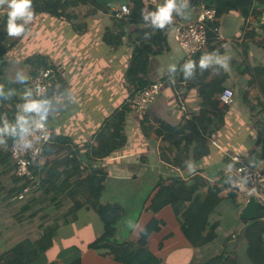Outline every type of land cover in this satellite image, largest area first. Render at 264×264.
<instances>
[{
	"label": "crops",
	"instance_id": "obj_1",
	"mask_svg": "<svg viewBox=\"0 0 264 264\" xmlns=\"http://www.w3.org/2000/svg\"><path fill=\"white\" fill-rule=\"evenodd\" d=\"M97 2L104 8L94 11L96 4H81L75 8L83 24L80 30L63 17L36 13L27 25V31L20 37H12L15 44L0 62V75L15 84L17 70L28 75L30 66L25 62L28 56L43 55L56 66L61 86L55 88L51 97L53 104L47 122L54 134L66 135L79 146L90 142L104 120L120 109L131 95L125 71L132 56V42L139 35V27L146 23L126 25V36L115 47L106 41L108 31L120 30L118 19L113 16L114 10L132 0ZM141 2L145 11L154 9L160 0L155 4H148L146 0ZM200 7L189 2V9L184 10L188 11L187 16L174 15L172 23L166 25L168 49L150 59L149 80L163 84L161 93L148 110L153 120L179 124L184 118L200 114L203 87L178 82L167 73L168 63L175 62L178 66L185 58L174 38L175 26L195 21ZM255 8L258 13L249 17H245L240 9L221 15L220 34L207 50L227 54L230 59L227 70L218 65L210 66L207 76H203L204 81L223 80L222 88L233 89L235 96L226 108L222 103L219 105V109L225 108L223 122L208 138V154L198 162L191 161L194 172H189L187 166L174 167L164 162L160 157L163 144L160 136L146 135L142 119L133 112L126 121L123 145L93 164L105 174L101 202L119 203L124 207L123 223L117 234L120 240H136L151 220L162 221V228L148 239L150 251L162 259V264L204 262L207 259L204 250L217 240L226 213L234 217L235 226L230 230L229 239L215 254L226 251L229 257L238 260L237 264H253L242 236L245 221L239 220L243 200L251 194V189L247 186L250 192L246 197L236 185V179L221 192L222 201L212 216L216 237L202 247H194L186 239L171 204L154 213L149 210V205L160 184L173 173L185 179L198 174L214 183L221 176L234 175L240 163L247 164L252 171L264 169V4L255 5ZM252 30L255 31L253 37L245 36ZM165 76L167 79L163 81ZM177 103L182 107H177ZM3 107L6 109L4 104ZM235 156L239 161L233 158ZM234 187H237V197L228 195ZM206 196L207 187H204L202 197ZM103 231L104 222L98 212L84 206L75 220L55 232L52 244L30 264H117L106 254V249L90 247Z\"/></svg>",
	"mask_w": 264,
	"mask_h": 264
},
{
	"label": "trees",
	"instance_id": "obj_2",
	"mask_svg": "<svg viewBox=\"0 0 264 264\" xmlns=\"http://www.w3.org/2000/svg\"><path fill=\"white\" fill-rule=\"evenodd\" d=\"M189 2L193 5L214 7L218 19L233 9H240L245 17L256 15L258 11L255 5L264 4V0ZM131 3L128 17L117 20L120 30L113 33L108 31L106 34V41L115 47L123 42L126 25L144 21V5L141 0H132ZM81 4H96L94 11L104 8L97 0H32L34 15L44 12L63 17L77 30H80L83 24L75 8ZM4 22V13L0 11V62L15 44L14 39L4 31ZM219 24V20L209 22L207 47L190 59L195 61L210 49L211 41L218 35L214 28ZM166 31L167 26L158 29L145 23L139 27V35L132 42V56L125 71V78L131 89L130 96L153 83L148 78V66L152 56L168 49ZM254 35V30L245 33V36L250 38ZM185 60L187 59L184 58L180 64ZM25 62L30 66L29 77L41 67L56 69L55 65L40 54L28 56ZM180 64L176 72L169 75L174 76L178 82L186 81L203 87L200 114L184 118L179 124H170L161 119L153 120L148 112L141 119L146 135L160 136L163 143L160 147L161 159L174 167L185 168L188 161L198 162L210 151L208 138L223 122V112L227 104L222 103L218 96L225 88H222L223 80L203 79L210 67L203 71L197 70L190 79H185L180 71ZM166 79L167 76L162 80ZM60 80L61 77L56 73L53 87L46 94L50 99L55 88L61 86ZM0 85L6 93L0 97V115L12 119L20 93L24 88L30 87L29 79L24 84H15L0 75ZM9 90H12L11 95L8 94ZM221 103L225 108H218ZM52 104L53 101L51 107ZM130 112V107L124 102L120 109L104 120L92 140L82 146L66 135L52 132L50 142L44 146L43 153L31 166L32 177H21L15 173L9 154L13 138L5 137L4 141H0V264H30L36 261L52 244L55 232L75 220L78 211L84 206L95 209L104 222L102 235L94 240L90 247L106 249V254L117 264H162V259L148 247L150 235L162 228V221L151 220L136 240H120L117 234L123 223L124 207L119 203L101 202L105 174L93 165L118 150L126 141L125 126ZM235 179L234 175L226 174L212 183L198 174L185 179L178 173H173L160 184L149 210L154 213L171 204L186 239L194 247H202L216 237V225L211 221L212 215L222 201L221 192L229 188ZM204 187H207L205 198L202 197ZM242 236L247 243L250 261L253 264H264V219L245 221ZM237 263L236 258H231L226 251H222L204 262L188 264Z\"/></svg>",
	"mask_w": 264,
	"mask_h": 264
},
{
	"label": "clouds",
	"instance_id": "obj_3",
	"mask_svg": "<svg viewBox=\"0 0 264 264\" xmlns=\"http://www.w3.org/2000/svg\"><path fill=\"white\" fill-rule=\"evenodd\" d=\"M185 9H189V0H160L154 9L143 11L142 18L151 27L163 29L172 23L174 15L187 16L188 11H184ZM0 11L4 13V31L9 37L22 36L27 31L26 25L34 17L32 0H0ZM229 59L227 54H221L214 50L203 52L195 61L192 59L185 60L179 68L183 77L190 79L195 71H203L210 66L218 65L227 70ZM176 70L177 64L175 62L167 64L168 74L175 73ZM28 79L29 76L22 70L15 72L17 83L24 84ZM8 94L11 95L12 90H9ZM5 95V90L0 85V97ZM51 103V99L39 88H36L35 91L33 87L24 88L20 93L13 118L9 119L5 115H0V141H4L5 137H11L14 142L18 141L23 148H30L32 140L29 137L34 131L45 127ZM187 170L189 172L195 171V166L191 161L187 162Z\"/></svg>",
	"mask_w": 264,
	"mask_h": 264
},
{
	"label": "built area",
	"instance_id": "obj_4",
	"mask_svg": "<svg viewBox=\"0 0 264 264\" xmlns=\"http://www.w3.org/2000/svg\"><path fill=\"white\" fill-rule=\"evenodd\" d=\"M157 0H146L148 4H155ZM131 11V4L126 2L120 4L114 10V17L119 19L127 17ZM216 9L202 5L200 12L195 21L189 23L178 24L175 26L174 38L184 51V57L190 59L206 48L208 42V24L209 22L218 21ZM214 30L220 34V24ZM57 70L51 67H41L35 74L29 78V86L34 91L39 88L45 95L52 89L55 82ZM43 86V87H40ZM163 84L161 82H153L140 92L126 99L131 111L138 117L142 118L149 110L150 105L156 97L161 93ZM235 93L233 89L225 87L219 95V99L224 104H230L234 100ZM177 107H182L181 103H177ZM52 128L45 122V127L34 131L29 139L32 140L30 148H23L18 142H13L9 149L10 160L15 167L17 176H31V166L37 158L43 153L44 146L50 142ZM239 161V157H233ZM236 177V185H246L251 189V194L255 195L262 203H264V169L252 171L245 163H240L234 172ZM27 190V189H25Z\"/></svg>",
	"mask_w": 264,
	"mask_h": 264
},
{
	"label": "water",
	"instance_id": "obj_5",
	"mask_svg": "<svg viewBox=\"0 0 264 264\" xmlns=\"http://www.w3.org/2000/svg\"><path fill=\"white\" fill-rule=\"evenodd\" d=\"M236 190L237 187L230 189L228 195L237 197L238 194ZM239 218L247 222L256 219H264V203H262L255 195L250 194L247 199L243 200V206L240 209Z\"/></svg>",
	"mask_w": 264,
	"mask_h": 264
},
{
	"label": "rangeland",
	"instance_id": "obj_6",
	"mask_svg": "<svg viewBox=\"0 0 264 264\" xmlns=\"http://www.w3.org/2000/svg\"><path fill=\"white\" fill-rule=\"evenodd\" d=\"M223 217H224L223 218V224L221 225L217 240L213 244L206 246V248L204 250V253H206L205 257H207V258L209 256H211L212 254H215V252H218L219 247L222 244L226 243V241L230 237V230L232 228H234V226H235V224H233L234 223V220H233L234 217H232L229 213L223 214ZM239 220H240V218H239ZM225 236H226V238L224 239Z\"/></svg>",
	"mask_w": 264,
	"mask_h": 264
},
{
	"label": "bare ground",
	"instance_id": "obj_7",
	"mask_svg": "<svg viewBox=\"0 0 264 264\" xmlns=\"http://www.w3.org/2000/svg\"><path fill=\"white\" fill-rule=\"evenodd\" d=\"M241 193L247 197V194L250 192L249 188L246 185L240 186Z\"/></svg>",
	"mask_w": 264,
	"mask_h": 264
}]
</instances>
